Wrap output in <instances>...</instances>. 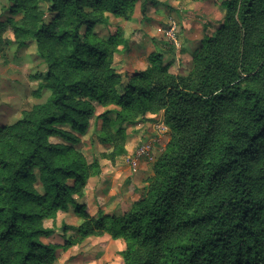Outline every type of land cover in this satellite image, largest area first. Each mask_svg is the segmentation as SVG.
<instances>
[{"label": "trees", "instance_id": "trees-1", "mask_svg": "<svg viewBox=\"0 0 264 264\" xmlns=\"http://www.w3.org/2000/svg\"><path fill=\"white\" fill-rule=\"evenodd\" d=\"M41 1L8 0L20 18L0 22L8 45H36L48 66L39 89L50 91L0 127V264H56L45 221L80 209L76 196L101 177V160L128 153L126 126L160 113L170 141L144 197L118 217L79 210L64 249L108 235L125 241L124 264H264V0H231L188 74L154 53L127 84L114 67L129 47L124 31L95 29L111 27V16L129 20L137 0H43L48 12ZM96 105L106 109L99 117ZM96 118L112 151L89 161L77 145Z\"/></svg>", "mask_w": 264, "mask_h": 264}, {"label": "rangeland", "instance_id": "rangeland-1", "mask_svg": "<svg viewBox=\"0 0 264 264\" xmlns=\"http://www.w3.org/2000/svg\"><path fill=\"white\" fill-rule=\"evenodd\" d=\"M230 1L137 0L135 12L129 20L111 16V27L100 26L95 32L107 37L119 28L124 31L129 47H120L114 60V67L122 76L123 84H127L130 76L136 72L146 70L151 65L154 53L161 54L172 73L186 75L192 67L195 51L223 25ZM9 5L8 0H0V22L20 18L11 15ZM41 7L48 12L49 4L46 1H41ZM50 18L48 13L47 19ZM10 39L13 36L5 29L0 34V127L16 123L23 112L45 102L50 95V91L39 89L41 79L48 73V66L38 57L36 45L31 43L20 48L16 44L8 45L6 40ZM119 90L122 91V87ZM105 110L96 105V116H101ZM149 119L138 126H126L130 134L127 144L130 152L117 156L114 162L101 160L103 179L95 177L90 181L91 178L87 183L89 192L86 193V186L84 193L76 196L80 209L71 206L67 212H59L55 221H45V227L52 229L53 234L42 238V241L58 248L56 264H124L122 253L127 247L121 239L110 245L107 244L109 237L98 240L90 237L70 249H64V246L66 240L78 236V227L83 222L79 210L95 218L106 215L118 217L144 197L148 178L136 185L141 162H148L153 175L154 166L165 152L171 134L163 113L149 115ZM102 122V119H94L77 145L89 161L95 155L112 151L97 136ZM51 140L54 143L59 141ZM149 143L153 144L149 155L140 159L135 170L133 160L138 151ZM76 217L81 218L79 224Z\"/></svg>", "mask_w": 264, "mask_h": 264}, {"label": "crops", "instance_id": "crops-1", "mask_svg": "<svg viewBox=\"0 0 264 264\" xmlns=\"http://www.w3.org/2000/svg\"><path fill=\"white\" fill-rule=\"evenodd\" d=\"M150 125V124H149ZM166 139V138H165ZM168 140H166V142H167ZM127 150H128V152H130L129 151V149H128V147H127ZM103 175H104V173H102ZM150 176H152V170L150 169V167H149V164H148V162L147 161H145V160H143L142 162H141V167H140V171H139V174L136 176V185H137V183H139V185L142 183V182H144V180L146 179V178H149ZM95 178H93V179H91L90 181H92V180H94ZM96 179H98V180H102L103 179V176H101V177H96ZM89 189H90V186L88 185L87 186V190H86V193H88L89 192ZM76 221H77V224H79L80 222H81V218L79 217V218H77L76 217ZM106 237H109L108 239H109V243H107V244H110V245H112L113 243H115V242H118V241H116V240H113V239H111V237L110 236H108V235H105V236H103V237H99V238H97V237H92L93 239H95V240H98V239H106ZM105 241H107V240H105ZM98 244H101V242H98V241H96Z\"/></svg>", "mask_w": 264, "mask_h": 264}, {"label": "built area", "instance_id": "built-area-1", "mask_svg": "<svg viewBox=\"0 0 264 264\" xmlns=\"http://www.w3.org/2000/svg\"><path fill=\"white\" fill-rule=\"evenodd\" d=\"M152 143H149L147 146H143L140 151H138L136 158L133 160V166L136 170L138 163L140 162V159L144 156L149 155L150 149H152Z\"/></svg>", "mask_w": 264, "mask_h": 264}]
</instances>
